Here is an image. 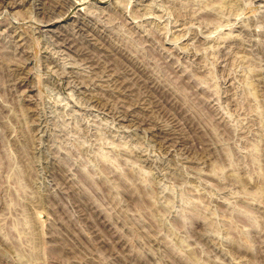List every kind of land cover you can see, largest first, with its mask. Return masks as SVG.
Returning <instances> with one entry per match:
<instances>
[{
	"label": "rangeland",
	"instance_id": "374dc122",
	"mask_svg": "<svg viewBox=\"0 0 264 264\" xmlns=\"http://www.w3.org/2000/svg\"><path fill=\"white\" fill-rule=\"evenodd\" d=\"M0 264H264V0H0Z\"/></svg>",
	"mask_w": 264,
	"mask_h": 264
},
{
	"label": "bare ground",
	"instance_id": "6f19581e",
	"mask_svg": "<svg viewBox=\"0 0 264 264\" xmlns=\"http://www.w3.org/2000/svg\"><path fill=\"white\" fill-rule=\"evenodd\" d=\"M99 36H100V35H99ZM95 37H96V36H95ZM102 41H104V40H102ZM133 65H134V64H133ZM134 66H135V65H134ZM134 66H133V67H134ZM138 68H139V67H138ZM139 69H140V68H139ZM139 69H137V70H139ZM18 73H19V72H18ZM20 73H21V72H20ZM139 75H140V74H139ZM143 76H144V75H143ZM141 77H142V76H141ZM141 77H140V78H141ZM146 77H147V76H146ZM137 79H138V78H137ZM117 80H119V79H117ZM122 80H123V79H122ZM138 80H139V79H138ZM113 82H114V81H113ZM112 84H115V83H112ZM124 85H125V83H124ZM106 86H107V85H106ZM106 86H105V87H106ZM108 86H109V85H108ZM105 87H104V88H105ZM109 87H110V86H109ZM119 87H120V86H119ZM106 88H107V87H106ZM97 89H98V88H97ZM116 89H117V87H116ZM148 89H149V88H148ZM153 90H154V89H153ZM153 90H152V91H153ZM94 91H97V90H94ZM100 91H101V90H100ZM124 91H125V90H124ZM114 92H115V91H114ZM97 93H98V92H97ZM118 93H119V92H118ZM125 93H126V92H125ZM103 94H104V93H103ZM133 94H134V93H133ZM153 94H154V93H153ZM104 95H105V94H104ZM115 95H116V94H115ZM125 95H126V94H125ZM148 95H149V94H148ZM93 96H94V95H93ZM118 96H119V94H118ZM123 96H124V95H123ZM128 96H129V95H128ZM121 97H122V96H121ZM90 98H91V97H90ZM92 98H93V97H92ZM117 98H118V97H117ZM124 98H126V97L124 96ZM128 98H129V97H128Z\"/></svg>",
	"mask_w": 264,
	"mask_h": 264
}]
</instances>
